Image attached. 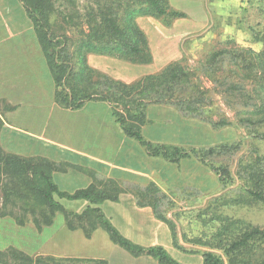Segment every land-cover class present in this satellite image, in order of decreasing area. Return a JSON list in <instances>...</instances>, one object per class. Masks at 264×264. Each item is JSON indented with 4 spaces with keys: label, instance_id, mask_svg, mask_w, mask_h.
Returning a JSON list of instances; mask_svg holds the SVG:
<instances>
[{
    "label": "crops",
    "instance_id": "1",
    "mask_svg": "<svg viewBox=\"0 0 264 264\" xmlns=\"http://www.w3.org/2000/svg\"><path fill=\"white\" fill-rule=\"evenodd\" d=\"M170 5L187 17L167 25L149 17L144 19L142 27L154 52L151 64L137 65L90 52L85 60L92 71L84 70L79 79L86 81L89 77L91 89L98 93L103 90L98 84L103 81L101 75L130 85L178 60L179 38L184 33L201 31L209 18L203 0H170ZM197 5L201 15L195 14ZM185 21L195 30H183ZM152 31L169 45L173 43L169 54L161 56V51H155ZM57 89L28 10L21 0H0V264H109L104 255L98 256V248L114 249L110 242L130 252L140 264H161L146 252L135 255L114 242L107 230L96 223L95 213L79 222L72 221V226L64 217L57 225L56 209L51 215L49 207L48 217L26 221L24 193L35 188L24 183L23 165L25 161L45 160L52 163V179L62 191L73 193L97 186L99 191L116 192L110 196L113 198L97 204L84 199L60 200L68 212L82 214L89 205L98 207L132 243L144 248L160 245L176 249L168 223L159 219L155 211L158 201L153 191L166 192L179 186L177 181L180 174H185V163L193 159H184L177 165L150 155L144 145L125 133L114 116L113 105L98 94L81 107L71 108L58 103ZM146 113L147 121L141 127L144 138L153 143H184L181 139L189 126L174 105L149 104ZM106 150L111 156L104 154ZM8 159L15 160L16 184L5 179L4 161ZM90 163L102 168L94 170ZM105 185L112 188L103 189ZM36 223L40 227L33 226ZM46 232L48 237L41 243ZM150 240L157 244H150Z\"/></svg>",
    "mask_w": 264,
    "mask_h": 264
},
{
    "label": "rangeland",
    "instance_id": "2",
    "mask_svg": "<svg viewBox=\"0 0 264 264\" xmlns=\"http://www.w3.org/2000/svg\"><path fill=\"white\" fill-rule=\"evenodd\" d=\"M21 2L28 13L43 17L56 38L65 35L71 51L83 41L92 39L90 35L95 31L107 33L103 24L106 23L105 18L117 17L124 25L127 8L137 3L136 0ZM203 5L209 24L201 31L182 34L178 43L181 56L174 62L186 68L193 81L184 82L177 91L199 101L186 105L203 109L197 118L185 117L178 111L189 126L181 140L186 147L203 151L214 149L213 153L206 155L208 163L226 168L230 176L217 174L209 164L204 165L194 157L185 163V174H180L177 181L179 186H173L166 192L155 190L153 194L158 201L156 213L172 221L178 244L185 251L164 247L170 256L181 264H201V254L209 251L220 255L225 264H230L223 246L229 237L234 236L232 231L239 230L244 223L264 228V205L247 201L244 196L245 177L251 171L257 173L264 167V159L260 158L264 157V141L255 137L264 132V118L254 114L257 108L264 106V70L261 68L264 59L253 58L263 52L264 44L254 41L251 32L253 28L263 29L264 0H203ZM147 17L160 25L170 24L175 19L172 16H140L138 22L141 26ZM221 50L226 52L206 64L209 61L207 57ZM233 81H237L236 86ZM187 140L191 144L186 145ZM105 152L106 156H111L110 152ZM109 159L113 162L111 157ZM94 165L90 163L94 170L102 168L96 163ZM5 179L9 184L17 182L16 174H6ZM107 187L112 188V185L102 188ZM101 192L107 195L116 193L111 190ZM24 199L26 221L48 217L49 207L40 195L25 192ZM55 211L59 225L64 214L58 209ZM232 222H235L234 226L230 225ZM226 227L232 230L226 233ZM47 237L48 232L41 236V243ZM31 242L34 243L33 240ZM149 242L157 244L156 240ZM110 245L114 249H109V246L98 248V256L104 255L109 264H140L124 248L113 242ZM239 258L264 264V246Z\"/></svg>",
    "mask_w": 264,
    "mask_h": 264
},
{
    "label": "trees",
    "instance_id": "3",
    "mask_svg": "<svg viewBox=\"0 0 264 264\" xmlns=\"http://www.w3.org/2000/svg\"><path fill=\"white\" fill-rule=\"evenodd\" d=\"M137 3L131 4L127 8V16L124 17L125 24L122 25L117 17L105 18L103 23L107 29V33H100L95 31L90 35L92 39L83 41L80 46L71 51L69 47V40L64 35L61 38H56L50 31L42 16H36L33 12H29L33 19L42 49L49 60L51 70L57 83V101L60 105L79 108L87 100H90L95 94L100 98L113 105V113L117 121L120 122L123 130L127 135L137 139L144 145L152 156H161L168 162L181 165L184 159L198 158L200 163L208 165L206 155L214 152V149L203 151L204 149H196L195 147H186L183 144H161L153 143L144 138L142 133V125L147 121V107L149 104H170L174 105L179 112L191 118H197L203 113L200 107H192L186 105L187 103L199 102L194 101L191 97L178 92L177 88L182 86L184 82H193L189 72L180 64L170 62L164 67L161 73L147 75L133 84H125L121 81L114 80L108 76H102L103 81H99V86H103V90L98 93L95 89H91L93 84L89 81L80 80L79 76L82 72L90 73L92 70L87 66V54L90 52L101 53L109 56H114L118 59H126L137 65H148L154 61V52L151 48L148 34L138 22L140 16H172L175 19L186 18L185 12L174 10L171 8L170 0H136ZM198 6V7H197ZM195 7V14L201 15L199 5ZM123 20V19H122ZM183 30H195L194 25L185 21ZM100 26H98V29ZM179 30L181 31L182 28ZM254 41H259L264 44V23L263 29H251ZM154 36L155 51H161V56L169 54L173 48L164 41V39L157 32L152 31ZM226 51L221 50L213 53L207 57L209 61L218 59L222 53ZM255 59H264L263 52L254 56ZM163 59V58H162ZM159 62V61H158ZM262 61H260L261 63ZM261 68L264 70V60ZM237 81H233L236 86ZM82 83V86H81ZM264 102V101H263ZM255 115H261L264 118V106L257 108ZM260 141H264V132L255 135ZM191 144L186 142V145ZM264 159V157H260ZM4 174H16L15 160L8 159L4 161ZM211 170L216 171L224 177L230 176L227 169L224 167H217L215 164H209ZM53 165L48 161L31 162L25 161L23 165V180L26 185H32L35 188L32 192L40 195L45 204L50 207L51 211L54 209L60 210L65 219L72 226V221H81L95 213L96 223L103 226L112 240L126 249L130 250L135 255H140L146 252L152 255L161 264H181L168 254L166 249L160 245L144 248L132 243L129 239L121 235V233L108 221L103 214V211L98 207L88 206L86 212L82 214H75L68 212L60 202V199L65 200H87L91 204H97L104 201L111 195H107L95 186H89L86 189L78 190L70 193L59 189L58 185L52 179ZM22 174L19 176L21 177ZM25 176V177H24ZM244 191L247 201H254L264 205V167L261 171H251L245 177ZM56 198V199H55ZM115 198V197H114ZM88 212V213H87ZM158 218L167 222L172 232V241L174 247L180 251L181 247L178 244V239L175 234L174 224L172 221L166 219L160 214ZM95 224V223H94ZM40 227L39 223H36ZM231 226L235 222L230 223ZM226 233L232 228H225ZM234 236L229 237L223 249L230 264H255L249 260H241L240 255L249 253L256 248L264 246V228L255 226L251 223H244L240 229H234ZM183 253L185 251H182ZM201 264H225L223 258L214 252H203L201 254ZM260 264V263H259Z\"/></svg>",
    "mask_w": 264,
    "mask_h": 264
}]
</instances>
